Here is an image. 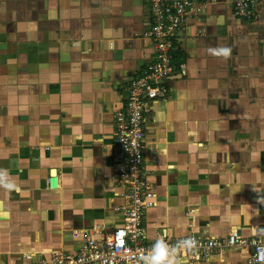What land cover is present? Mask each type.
<instances>
[{"label": "crops", "instance_id": "obj_1", "mask_svg": "<svg viewBox=\"0 0 264 264\" xmlns=\"http://www.w3.org/2000/svg\"><path fill=\"white\" fill-rule=\"evenodd\" d=\"M234 2L187 18L169 96L147 114L148 242L249 238L264 222V12L241 19ZM147 4L0 0V264L76 254L124 226L114 117L154 61ZM194 264L247 263L232 248Z\"/></svg>", "mask_w": 264, "mask_h": 264}, {"label": "built area", "instance_id": "obj_2", "mask_svg": "<svg viewBox=\"0 0 264 264\" xmlns=\"http://www.w3.org/2000/svg\"><path fill=\"white\" fill-rule=\"evenodd\" d=\"M217 0H147L149 22L144 37L153 41L154 61L142 75L132 79L121 109L115 113L114 170L118 186L127 204L121 208L124 226L103 240L86 239L76 254L54 253L49 261L33 264H143V256L154 242L147 241L145 218L157 206L156 192L146 166L148 137L146 118L151 105L169 96L167 82L175 72L176 39L191 14L201 16ZM264 12V0H235L233 13L248 21L258 20ZM197 243L191 250L178 253L190 264L207 259L226 249H242L247 264H264V222L253 237L233 231L226 237L190 234ZM165 239L174 246L182 239Z\"/></svg>", "mask_w": 264, "mask_h": 264}, {"label": "clouds", "instance_id": "obj_3", "mask_svg": "<svg viewBox=\"0 0 264 264\" xmlns=\"http://www.w3.org/2000/svg\"><path fill=\"white\" fill-rule=\"evenodd\" d=\"M222 51L227 56L230 50L224 49ZM196 243L192 238H185L178 241L176 245L170 246L163 238L158 239L148 253L143 256V264H183L178 253L193 249ZM260 256L264 258V249L260 250Z\"/></svg>", "mask_w": 264, "mask_h": 264}]
</instances>
